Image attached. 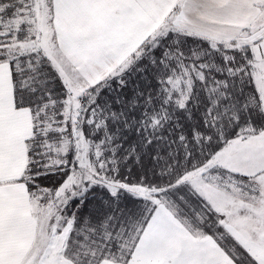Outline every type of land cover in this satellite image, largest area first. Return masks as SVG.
Here are the masks:
<instances>
[{
    "label": "snow or ice",
    "instance_id": "1",
    "mask_svg": "<svg viewBox=\"0 0 264 264\" xmlns=\"http://www.w3.org/2000/svg\"><path fill=\"white\" fill-rule=\"evenodd\" d=\"M0 264H264V0H0Z\"/></svg>",
    "mask_w": 264,
    "mask_h": 264
}]
</instances>
